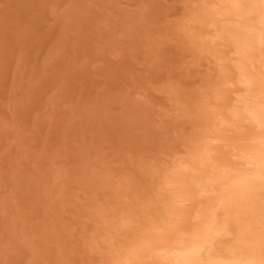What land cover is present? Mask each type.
Returning <instances> with one entry per match:
<instances>
[{
  "label": "rangeland",
  "instance_id": "obj_1",
  "mask_svg": "<svg viewBox=\"0 0 264 264\" xmlns=\"http://www.w3.org/2000/svg\"><path fill=\"white\" fill-rule=\"evenodd\" d=\"M178 3L0 0V205L18 227L46 236L124 219L139 195L127 178L183 133L184 94L202 86L196 70H168L175 46L163 69L150 62Z\"/></svg>",
  "mask_w": 264,
  "mask_h": 264
},
{
  "label": "clouds",
  "instance_id": "obj_2",
  "mask_svg": "<svg viewBox=\"0 0 264 264\" xmlns=\"http://www.w3.org/2000/svg\"><path fill=\"white\" fill-rule=\"evenodd\" d=\"M178 7L150 62L163 69L175 46L168 70L202 86L184 94L183 133L127 178L139 195L124 219L44 236L0 205V264H264V0Z\"/></svg>",
  "mask_w": 264,
  "mask_h": 264
}]
</instances>
